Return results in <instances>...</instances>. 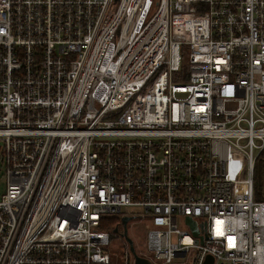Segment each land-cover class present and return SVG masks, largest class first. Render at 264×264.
<instances>
[{
    "label": "built area",
    "instance_id": "obj_1",
    "mask_svg": "<svg viewBox=\"0 0 264 264\" xmlns=\"http://www.w3.org/2000/svg\"><path fill=\"white\" fill-rule=\"evenodd\" d=\"M0 142V264H264V0H0Z\"/></svg>",
    "mask_w": 264,
    "mask_h": 264
},
{
    "label": "rangeland",
    "instance_id": "obj_2",
    "mask_svg": "<svg viewBox=\"0 0 264 264\" xmlns=\"http://www.w3.org/2000/svg\"><path fill=\"white\" fill-rule=\"evenodd\" d=\"M261 160L262 158L260 157L259 161ZM245 163L246 162L244 159L233 162L232 164V167L234 169V172L232 175L233 177H236V178L244 177ZM260 184H261V187L259 189L261 191L262 190L261 180H260ZM4 190H5V182H4V176H3V169L0 164V197L4 193ZM126 211L132 214L139 213V209H136V208L125 210V212ZM148 228H149L148 219L143 216L140 219H137L129 223V235L131 239L133 240V246L136 249V252L138 254H144L146 252V232ZM110 230H111V227H110ZM126 246L127 244L125 243V241L118 238V236L114 235L110 238L109 245H108V250L110 251V254H111L110 264H124L123 254H124V249L126 248Z\"/></svg>",
    "mask_w": 264,
    "mask_h": 264
},
{
    "label": "water",
    "instance_id": "obj_3",
    "mask_svg": "<svg viewBox=\"0 0 264 264\" xmlns=\"http://www.w3.org/2000/svg\"><path fill=\"white\" fill-rule=\"evenodd\" d=\"M133 218L134 217H130V216L121 217L120 218V223L123 225L124 231L121 234H119L118 231H117V228L115 226L113 228V230H112V233L113 234H117V235H119V236L124 238L125 243L128 245L129 251L133 254L134 264H151L149 260L136 255L135 250H134V246H133V242L126 235V224H127L128 221L132 220ZM186 224L189 225V227H190V229H191V231H192L194 236L199 235L198 234V232H199L198 227L195 225V223L193 221L190 220L189 217L186 218ZM203 237L205 238L206 236L205 235L204 236H200L199 235V239H200L201 243L203 241ZM211 261H212V257L207 255L205 257V260H204L203 264H210Z\"/></svg>",
    "mask_w": 264,
    "mask_h": 264
},
{
    "label": "trees",
    "instance_id": "obj_4",
    "mask_svg": "<svg viewBox=\"0 0 264 264\" xmlns=\"http://www.w3.org/2000/svg\"><path fill=\"white\" fill-rule=\"evenodd\" d=\"M181 70L186 72L187 70V61L186 59L184 58L183 61L181 62ZM262 172V162L261 161H258L256 164H254V172H253V179H254V189L257 191V199H259V191H260V187H261V184H260V180H261V173ZM104 226L109 228L111 227V234H110V238L112 236H114V234L112 233V230L116 224V218L112 217V218H104ZM110 264V263H109Z\"/></svg>",
    "mask_w": 264,
    "mask_h": 264
},
{
    "label": "flooded vegetation",
    "instance_id": "obj_5",
    "mask_svg": "<svg viewBox=\"0 0 264 264\" xmlns=\"http://www.w3.org/2000/svg\"><path fill=\"white\" fill-rule=\"evenodd\" d=\"M135 220H137V219L130 220V221H128L127 224H126V235H127V237L130 238V239H131V237H130V235H129V223H131V222H133V221H135ZM115 226H116L117 231H118L119 234H121V233L124 231L123 225L120 223V220H119V219L116 220V224H115ZM114 235H115V236H118V238H120L121 240H124L123 237H121V236H119V235H117V234H114ZM131 240H132V239H131ZM132 242H133V240H132Z\"/></svg>",
    "mask_w": 264,
    "mask_h": 264
}]
</instances>
